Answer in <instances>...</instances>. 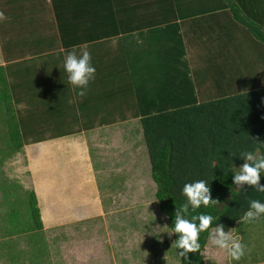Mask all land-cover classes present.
<instances>
[{
    "label": "rangeland",
    "instance_id": "obj_1",
    "mask_svg": "<svg viewBox=\"0 0 264 264\" xmlns=\"http://www.w3.org/2000/svg\"><path fill=\"white\" fill-rule=\"evenodd\" d=\"M247 2L249 6L241 5V10H245L243 13L246 15L253 7V11L260 16L256 23L264 29V0ZM14 21L15 19L8 22L12 24ZM56 38L58 39L57 35ZM156 47L158 54L154 53L152 57L158 56L156 63L167 62L168 66L174 64L171 70L178 85L177 71L180 70V65L177 60L186 62V58L197 60V57L193 56L192 59L182 55L183 57L163 59L166 53L160 54V43ZM56 50L51 56L56 57L58 64L47 61L50 56L40 58L41 61L36 62V82L44 84V91H49V87L55 84L53 77L67 79V74L61 76V73L65 72L63 62L66 54L60 48ZM166 50L173 51L170 48ZM202 59L204 62V56ZM166 60H173V64ZM194 64L196 66H193L192 77L187 78L193 85L194 78L199 76L204 63L199 66V63L194 61ZM188 75L190 77L191 73ZM19 79L23 80V76ZM210 83V79H207L200 87L194 85V96L199 103L200 100H213L208 93L216 94V90ZM5 85V92L0 93V239L9 236L5 228L10 231L9 234L17 231L19 235L29 233V226H11L14 221L9 220L8 214L12 209L24 214L36 205L40 210L42 228H64L63 235L66 233L71 242L67 245L66 258H62L54 241L58 239L59 243H62L60 234H53L56 238H52L46 233L48 231L44 230L45 233L42 234L32 233L25 238L20 237L23 240L14 238L19 240V248L23 250L20 251L17 244L15 248L11 247L12 252L10 251L8 256L11 255L13 259H10L3 245L0 247V264H40L39 259L48 251L56 256L57 260L53 258L55 264H177L173 253L174 246L172 247V232L155 199L156 186L151 179L150 162L137 122H131L130 127L131 130L134 129V133L129 140L124 136L123 126H120V129L113 125L95 130L79 129V134L75 136L83 135V138H86L90 155L88 156L84 146L85 138L83 142L74 140L64 144L55 140L63 138L55 134L63 132L56 127H53L55 129L52 131L33 129V133L26 128L21 129L25 115L22 111L33 102H20L18 105L19 102H15L13 98L14 105L7 94L8 83ZM13 85L14 91L17 84ZM179 91L185 94L184 89ZM27 96V93H21L23 100H28ZM42 99L46 104L41 99H35L36 104L32 105L39 112L40 107L49 105L53 100L44 97ZM75 107L80 108L79 105ZM67 116H70V113H67ZM55 120L56 118L52 120V126H55ZM37 131L41 133L36 135ZM34 138L45 140L42 141L44 143H35ZM44 173H50V177H44ZM65 181L66 183H63ZM248 225V239L251 240V237L255 236L260 243L259 251L264 254V220ZM37 235H43L46 241ZM242 241L246 245L244 238ZM75 242H79L77 247L81 250L84 248L93 251L92 254H86H90L89 259L86 258L82 262L78 260V249L72 244ZM12 243L8 242L6 246H11ZM202 255L205 264H223L211 241ZM4 257H7L6 260Z\"/></svg>",
    "mask_w": 264,
    "mask_h": 264
},
{
    "label": "crops",
    "instance_id": "obj_2",
    "mask_svg": "<svg viewBox=\"0 0 264 264\" xmlns=\"http://www.w3.org/2000/svg\"><path fill=\"white\" fill-rule=\"evenodd\" d=\"M81 1L85 0H0V11H3L7 17L5 21L0 22V93L5 92V83H8L7 94L12 99L13 104V98H16V96L21 97L22 92L28 94V100H24L23 102H33L32 105L36 104L35 99L43 100L42 97L54 99L49 105L40 107V112L32 105L24 109L22 111V114H25L23 119L24 126L21 128L52 131L55 129L53 127H56V129L68 132L78 131L79 129L95 130L99 127L103 129L110 127V125L120 129V126H123L124 136L129 140L134 133V129L132 128L131 130L130 127L132 126L131 122L136 121L140 126L139 118L136 117L138 109L135 108L138 105L134 102L136 101V91L139 89L132 85V82L143 83L146 78L142 76H149L151 74H153L152 77L149 76L151 81L161 74L164 75L163 71L157 68L163 63L154 62L155 64L149 67L147 64L150 61L147 58L143 61L140 60V63L138 62L140 64L139 68L135 72L138 75L137 79L133 80L131 77L128 79L133 70L131 69L132 66L130 68L124 63L126 66L122 68V64L110 60L115 63L108 70V72L115 75L114 80L111 74L104 82L97 81L99 80L98 77L93 82L95 86L90 87L88 95L84 98L79 97L68 80L62 77H53L55 84L49 87V91H44L46 88L44 84L40 85L36 82V62H40V58L50 56L47 58V61L52 64H58L59 61L56 60V57L51 56L52 52L57 51L56 49L58 48L66 54L74 46L85 47L92 55L94 66L98 68L100 57L103 59V55L107 51L119 44L118 39L110 40V45L109 41L103 42V40L107 39L106 36L102 34L101 37L97 36L100 32L96 27L99 23L96 21V18H100L103 14L107 18V24L111 26L105 32L114 31L117 25L122 29L121 31H125V34L127 33L131 36V46L137 49V45H139L136 52H146L143 54L144 56H148L150 49L154 51L153 53L158 54L156 47L158 43L153 39V43L155 44L148 47L147 38L154 37L153 32L157 29L163 30L164 33L166 25L177 23L185 46V55L190 58L193 56L197 57V60L187 58L185 60L189 67V73H191L190 77H192L193 66H196L194 61H197L199 66L204 63L201 75L208 76L207 79H210V84L216 90V94L208 93L213 99L226 98L234 95L235 92L245 93L264 87V62L262 60L264 57V45H260L262 43L252 37L242 26L238 25L228 10L217 11L212 14H198L188 20L175 21L178 12H176L170 0H88L90 4L93 3L97 7H100L99 9L103 12H93L89 8V12L87 11L85 14L79 16V3ZM199 1L201 0H197L196 2L199 3ZM235 1L243 3L245 7L249 6L247 0ZM204 2L205 0H203L202 5L199 3L201 5H198L200 10L209 6L208 1L207 5ZM105 4L109 6L106 10L103 9L105 8ZM251 8L250 16L252 15L253 18L259 19V14L253 11V7ZM14 19L15 21L12 24L8 22ZM62 21L69 27H73L77 35H82L75 36L76 39L81 38V40H75L74 31H71L65 37V43L66 40H70L71 42L67 44L61 42L63 37L59 28V22ZM95 35L97 38L94 39H99V42L93 41L94 39H87ZM161 36L162 40L167 37L162 34ZM74 40L75 43H73ZM106 42L107 45H105ZM160 54H163L162 50ZM107 60V58L103 59V61ZM201 71H199V75ZM66 74L63 71L61 76ZM21 76H23V80L19 79ZM167 76V79L171 82L172 90L176 94L174 85H176L177 79L173 80L172 77H169V74ZM207 79L205 78L204 82ZM194 81L196 85L197 76L194 78ZM10 83L12 86H10ZM15 83L17 85L13 91V84ZM114 87L116 88L114 89ZM138 88L146 90L145 87ZM204 92L207 93V90L204 89ZM107 94L111 98L102 101L97 99L105 97ZM88 99H92L93 104L90 103L80 108L75 107L76 105H82L83 102L84 105ZM42 102L46 104L44 100ZM67 113H70V116H67ZM62 114L64 117H62ZM54 118H56L54 122L55 126H52ZM93 123L96 125H92ZM125 129H128V131ZM139 130L142 135L141 127ZM78 134H63L59 136L63 138L55 140L64 144L73 142L74 140L83 142L85 137L83 138V135L81 137L75 136ZM126 139L124 142H126ZM84 146L87 150V155L90 156L86 138ZM61 176L64 175L61 174ZM44 177L49 178L50 173H44ZM63 183H66V181ZM248 224L240 220L233 228H228L227 230H231L232 234L241 240L242 238L245 239L246 255L241 259L239 264H264V254L258 248L260 247V243L255 239V236L251 237V240L247 237L248 233H246V230H248ZM43 228L41 227L31 232L33 234H42L48 231L46 233L52 238L56 236V233L57 235L60 234L59 237L62 238V243H59L58 239L54 241H56V245L60 250L61 257L63 258L64 256L66 258L67 245L71 241L66 233L63 235L62 229L64 228H60L59 230H53V226L48 229ZM6 234L9 236L0 239V247L5 243L13 242L10 248H15L16 244L19 248V240H23V238L31 233L19 235L18 231L14 234ZM43 235L37 236L46 241ZM20 237L23 238L20 239ZM14 238H19V240L16 239V241ZM72 244L78 249L76 256L79 258V261L82 262L86 258L89 259L90 254H92L91 252H93L92 250H84V248L81 250L77 247L79 242ZM214 249L219 258L223 260V264H235V262L230 261L226 252L219 250L215 246ZM19 250L22 251L23 249L19 248ZM88 252L90 254L86 255ZM42 258L48 264H55L53 258L57 260L56 256L49 251Z\"/></svg>",
    "mask_w": 264,
    "mask_h": 264
},
{
    "label": "trees",
    "instance_id": "obj_3",
    "mask_svg": "<svg viewBox=\"0 0 264 264\" xmlns=\"http://www.w3.org/2000/svg\"><path fill=\"white\" fill-rule=\"evenodd\" d=\"M170 1L176 12H178L175 21L188 20L198 14H212L217 11L228 10L238 25L247 30L258 42L264 44V29L256 23V21L258 22L257 18L243 13L240 8V5L245 6L243 3H237L235 0H205L204 4L207 5L208 1L209 6L200 10L198 5L199 3L202 5L203 0L199 3L196 2L197 0ZM108 7L105 4L103 9L106 10ZM89 8L93 12H103L99 9L100 7L85 0L79 3V16L87 11L89 12ZM72 11L74 12L73 9ZM131 12L133 13L132 10ZM96 21L99 22L96 27L100 32L97 36L101 37L103 35L108 39L103 40V42H110L114 39L119 40L118 46H114L103 55V59L107 58V61H103L100 57V65L96 68L98 75L96 80L99 77L97 81H106L110 74L114 80L115 75L108 72L114 62L122 64V68L126 66L124 63L130 68L132 66L131 69L133 70L128 79L131 77L133 80L137 79L138 75L135 72L139 68L140 60L143 61L147 58L152 63L147 64L149 67L155 64L156 57H152L154 51L150 49L148 56L143 55L146 52H136L139 45H137V49L131 46V36L125 34V31H121L122 29L117 25L114 31L105 32L111 26L107 24V18L104 14L100 18H96ZM59 28L63 37L61 42L65 43V37L71 31H74V37L77 35L75 29L66 25L63 21L59 22ZM161 34L167 37L162 40ZM153 35L154 37H148L146 40L148 47L155 44L153 39L155 42L160 43L163 53H166V55H163V59L185 55L184 43L177 23L166 25L164 33L163 30L157 29L153 32ZM97 36H90L87 39L93 40ZM75 40H81V38L76 39L75 37ZM75 40L73 43H75ZM93 41L99 42V39ZM69 42L71 41L66 40L65 44ZM105 45H107V42ZM167 48L173 51H165ZM110 60H114V62ZM166 61L173 64V60ZM174 62L176 63V60ZM177 62L180 65V70L177 71L179 83L174 85L176 94L172 90L170 80L167 79V74H169V77L176 80L171 70L174 68V64L168 66L167 62L157 67L163 71L164 75L161 74L151 81L149 77L153 76L151 74L142 76L146 78L143 83L132 82V85L139 89L136 91V101H134L138 105V107L135 106L138 109L136 117L139 118L142 137L150 162L151 179L156 186L155 199L158 202L160 212L167 218L168 228L171 230V227H174L176 209L186 202V197L182 195L184 185L197 180H206L211 188L212 198L218 200L219 203L207 209L201 208L199 211L213 215L215 217L213 227L219 223L224 225L225 231H227L228 228H233L241 220V217L249 208L250 200L259 199L264 202V193L255 191L249 186H245L241 191L233 183V173L238 171L245 163L244 160L239 158L241 153L253 151L259 146L258 143H264V87L245 93L235 92L230 97L199 103L197 97L194 96L195 83L193 85L189 81L191 79L188 75L189 67L186 62L180 60H177ZM205 78L207 79L208 76H197L196 86L200 87ZM91 86H95V83H91ZM138 87H145L146 90ZM180 89H184L185 94L180 92ZM109 98L111 96L107 94L105 97L97 99L102 101ZM14 101L18 103L24 100L16 96ZM83 103L80 107L87 106L90 103L93 104L92 99H88L84 105ZM34 131L33 129L29 130L31 133ZM68 132H56L55 134L61 136L63 134L79 133V131ZM39 133L41 131H37L36 135ZM44 140L34 138L33 142L40 143ZM261 151L264 152V149ZM261 184H264V176L261 177ZM27 216L30 219L26 218ZM8 217H10L9 220L14 221L11 226H29L28 231L31 234L35 229L42 227L40 210L36 205H33L24 214L22 211L12 209ZM5 230L9 234L10 231L7 228ZM176 239H178V236L172 234V245ZM210 241L207 232L201 233V249L199 252L189 253L187 261L184 258L180 259L178 250L175 247L172 248L177 264H205L202 252L210 244ZM6 244L8 243L4 244V248L7 257L13 259L11 255L8 256L12 251L10 245L7 247ZM1 256L3 257V255ZM7 257H4V260ZM42 262H44L43 258L39 259V263ZM44 264L48 263L44 262Z\"/></svg>",
    "mask_w": 264,
    "mask_h": 264
},
{
    "label": "clouds",
    "instance_id": "obj_4",
    "mask_svg": "<svg viewBox=\"0 0 264 264\" xmlns=\"http://www.w3.org/2000/svg\"><path fill=\"white\" fill-rule=\"evenodd\" d=\"M7 19L5 13L0 11V22ZM63 67L67 73L68 82L76 90V94L84 98L90 91V85L96 80L97 69L93 64L90 51L85 47L74 46L64 57ZM253 151L241 153L240 157L245 163L233 174V183L241 191L245 186L264 193V184H261V177L264 176V143H258ZM182 195L186 202L176 209L174 227H171L172 234L178 236L172 247L178 250V256L188 259L189 253L199 252L201 249V233L207 232L211 243L227 253L230 261L239 264L246 255V245L243 241L232 234V231H225L222 224L213 227L215 217L201 208L207 209L219 203L211 196V188L206 180H197L184 185ZM243 222L253 223L264 220V202L259 199L250 200L249 208L241 217Z\"/></svg>",
    "mask_w": 264,
    "mask_h": 264
}]
</instances>
